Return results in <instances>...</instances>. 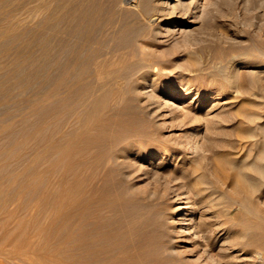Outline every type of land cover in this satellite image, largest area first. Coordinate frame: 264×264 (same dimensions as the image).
Listing matches in <instances>:
<instances>
[{
    "label": "rangeland",
    "instance_id": "rangeland-1",
    "mask_svg": "<svg viewBox=\"0 0 264 264\" xmlns=\"http://www.w3.org/2000/svg\"><path fill=\"white\" fill-rule=\"evenodd\" d=\"M195 6L194 23H145L124 86L74 139L96 93L54 94V66L49 86L31 81L40 15L0 7V264H264V176L246 196L213 160L264 170V0ZM12 13L26 20L9 26ZM21 55L36 62L16 72ZM197 175L216 196L187 229L174 210ZM217 195L234 201L220 208Z\"/></svg>",
    "mask_w": 264,
    "mask_h": 264
},
{
    "label": "bare ground",
    "instance_id": "bare-ground-1",
    "mask_svg": "<svg viewBox=\"0 0 264 264\" xmlns=\"http://www.w3.org/2000/svg\"><path fill=\"white\" fill-rule=\"evenodd\" d=\"M196 1L197 0H131L130 7L124 9L122 6V0H0V7L9 8L11 10L18 11L21 14L40 15V20L38 23L39 33L34 36L32 35V42L39 46L42 62L36 63L31 69L29 68L31 71L28 74V78L31 81L36 77V74L40 72L44 76V78L41 76L42 79H44L42 80L44 82L41 87L49 86V70L52 66H54L56 72H58V75L56 76V79L53 83L54 94L59 95L63 89L66 90V93H71L72 90H78L80 87L86 88L89 92H91V95L96 93L90 104L88 103V107H86L87 105L85 106L86 109L83 107V110H88V113L86 114L83 123L79 127V130L73 129L71 132L70 138L74 139L79 135L86 134L90 126L93 125V119L97 123V118L95 117L100 119L101 114L99 113L104 107L107 96L112 93L111 91L116 89L120 90L122 86L120 85V78H122L124 70H129L126 68L131 66L132 61L134 60V53H136L134 52L135 47L133 46L134 49H132V44L130 45V43L131 41H134L139 32H141L143 29H146L145 23H149L150 26H158V24L162 22H177L180 20H184L181 25L194 23L196 19V16L194 15L195 12H192V10L186 8V6H192V9H195ZM15 14L16 13H12L10 16L4 18V22L9 26H20L22 23H24L26 17L17 16ZM145 42L146 41L142 43L143 48L148 47ZM142 52L144 53V51ZM65 53H67L68 58H66V61L63 60V62H60L58 56L62 54L66 56ZM16 55H14L15 58ZM30 62L32 63L36 61L31 56L22 57L21 55L19 63L16 66H14L13 63L12 66L15 67L14 70L16 72H24L29 66L27 65L26 68L25 64ZM24 76L25 74L23 76L21 75V78ZM23 80L25 81V79ZM94 81L96 82L95 84ZM134 83L137 84L136 82ZM23 84V86H25L24 82ZM14 85L15 83L13 86ZM20 85H22V83ZM31 86L32 85L29 87ZM127 89L128 93L130 94L132 92L136 93L139 91V89L137 91V87H129ZM75 94L73 93L74 96H76ZM136 94L139 95L138 93ZM66 97L68 98V95ZM69 99H71V97ZM42 101L43 100H41V102ZM129 101L128 104L130 103ZM59 102L61 103V101ZM126 108L129 107L127 106ZM114 110L118 113L121 112L122 108H120L118 105ZM122 111L126 112L124 109ZM85 112H82L81 116H83V113ZM221 157L223 156H220L219 158ZM213 160L214 163L219 166L218 168L221 173V177L223 176L225 178V172L223 169H226V166L232 171L233 178L230 177L231 175L228 176V178L230 177L231 179H234L233 186H235L240 192L245 193V195L249 193L250 189H252V187H250L252 184V177L257 175L259 178H261L264 176L263 168L258 165L252 166L250 162V164L239 165L236 162L224 158L220 160L218 159V162H216L217 160H215V158ZM253 164L255 163L253 162ZM200 184L201 177L199 175L194 177L192 180L189 179V183L187 185L188 190L177 198L178 200L185 199L186 201L177 205L176 209L174 210V213L177 216V220H174L175 224H177L178 221H183L184 223L181 225L187 226V229L191 228L194 225V212L197 211L199 207L198 205H205L210 200H212V202L214 201L216 195L214 198L212 197L213 199H211V196L214 194H211L212 192H205L203 185L201 186ZM198 186H201V188H198ZM255 188H257V186H255ZM218 194H220V192ZM220 195H217L218 197L216 198L218 199L217 205H219V207L223 204L232 205L234 199H225ZM242 197H244V195H242ZM244 200L246 201V199ZM243 202L244 201H242V203ZM188 212L189 217H187ZM219 223L222 222L220 221ZM232 225L233 224L225 227L224 230H226L227 234L231 232L233 227ZM218 228H220L219 225ZM232 238L233 237L230 235L231 241L229 240L228 242L225 240V243H230L232 245Z\"/></svg>",
    "mask_w": 264,
    "mask_h": 264
}]
</instances>
